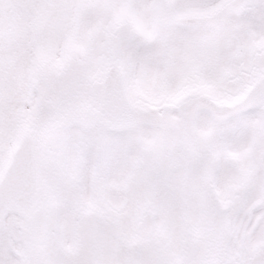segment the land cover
Here are the masks:
<instances>
[{
    "label": "snow or ice",
    "instance_id": "snow-or-ice-1",
    "mask_svg": "<svg viewBox=\"0 0 264 264\" xmlns=\"http://www.w3.org/2000/svg\"><path fill=\"white\" fill-rule=\"evenodd\" d=\"M0 264H264V0H0Z\"/></svg>",
    "mask_w": 264,
    "mask_h": 264
}]
</instances>
